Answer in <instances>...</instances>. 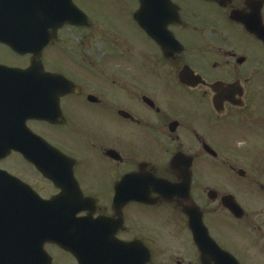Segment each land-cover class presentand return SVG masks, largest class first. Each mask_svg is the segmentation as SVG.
Segmentation results:
<instances>
[{
  "label": "flooded vegetation",
  "instance_id": "1",
  "mask_svg": "<svg viewBox=\"0 0 264 264\" xmlns=\"http://www.w3.org/2000/svg\"><path fill=\"white\" fill-rule=\"evenodd\" d=\"M72 2L84 17L50 29L41 52L70 87L48 120L26 122L47 159L0 160L30 188L31 216L52 202L53 229L39 220L22 259L3 245L4 263L264 264V0H101L135 46ZM11 53L28 68L31 55Z\"/></svg>",
  "mask_w": 264,
  "mask_h": 264
},
{
  "label": "water",
  "instance_id": "2",
  "mask_svg": "<svg viewBox=\"0 0 264 264\" xmlns=\"http://www.w3.org/2000/svg\"><path fill=\"white\" fill-rule=\"evenodd\" d=\"M67 6L68 10L57 13L53 3L42 4L41 0H0V44L7 45L15 54L32 55L31 66L27 70L0 65V109L3 122L0 129V159L8 156L11 151L22 153L31 164L46 158L42 153L47 152V144L26 130L25 122L30 119L44 120L47 116L46 107L58 106V99L64 94L60 89L61 79L45 75L40 51L50 43V29H57L62 22L79 25L77 21L81 13L75 9L71 0H67ZM43 172L47 176L44 168ZM22 186L27 187L0 171V197H9V201L0 203L5 205L0 210V264H5L4 259L11 255V251L6 254L1 250L3 245L12 242L15 260L22 259L20 253L25 233L28 232L30 236L38 234V207L37 213L31 216L30 209L22 205ZM25 193L28 192L25 190ZM51 204L45 202V206L40 208L43 219L39 222V228L42 225L44 233L53 229Z\"/></svg>",
  "mask_w": 264,
  "mask_h": 264
},
{
  "label": "rangeland",
  "instance_id": "3",
  "mask_svg": "<svg viewBox=\"0 0 264 264\" xmlns=\"http://www.w3.org/2000/svg\"><path fill=\"white\" fill-rule=\"evenodd\" d=\"M184 3L190 4V0H184ZM75 4L77 5V7L83 9V10H90V9H98L100 12L102 11V17H105L106 19H99L100 21L103 20V23L106 27H108V24L110 25V27H114L116 26L118 29H120V31L123 33V35H125L126 37H128L131 41L132 46H135L134 43L135 41H139L141 42V38L140 35L137 31V29L132 30V28H130V23L128 22V20L126 19H119L116 18L115 14H113V9H108L107 6H105V4H101V0H76ZM114 25V26H113ZM115 28V27H114ZM26 64V60L19 58L18 56L16 57L15 55H13L6 47L4 48L3 46L0 45V65L3 66H9V67H14V66H24ZM142 74V77H145L143 73H139ZM123 96L120 94H117L116 91H112L110 98L112 99V101H116V100H121ZM216 140V136L213 138V141ZM241 142H237L234 143L237 147H239L238 145ZM241 146H243L241 144ZM236 147V148H237ZM243 149V148H242ZM6 167L9 168L10 170H14L17 171L18 168V164H20L18 162V159L16 156H11L10 159H8L6 162ZM4 164V166H5ZM23 165V163H22ZM249 180V179H248Z\"/></svg>",
  "mask_w": 264,
  "mask_h": 264
}]
</instances>
